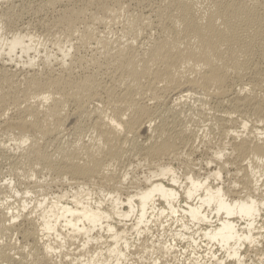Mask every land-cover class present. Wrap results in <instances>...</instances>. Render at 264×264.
<instances>
[{"label":"bare ground","instance_id":"6f19581e","mask_svg":"<svg viewBox=\"0 0 264 264\" xmlns=\"http://www.w3.org/2000/svg\"><path fill=\"white\" fill-rule=\"evenodd\" d=\"M0 6V264H264V0Z\"/></svg>","mask_w":264,"mask_h":264},{"label":"rangeland","instance_id":"374dc122","mask_svg":"<svg viewBox=\"0 0 264 264\" xmlns=\"http://www.w3.org/2000/svg\"><path fill=\"white\" fill-rule=\"evenodd\" d=\"M0 8H1V6H0ZM33 14H31L30 15V13H28V14H24V16L22 17L23 19H21V22H19L18 24H21L22 26H24V27H27L28 25H30V26H33V25H35V23H36V21L38 20V17L37 16H35L34 17V15L32 16ZM35 18V19H34ZM36 20V21H35ZM30 23H29V22ZM27 22V23H26ZM34 24H33V23ZM25 24H27V25H25ZM115 29V30H114ZM119 29H120V26H119V24L118 25H116V26H114L113 27V29L111 28L110 29V32H112V34H110V36H115L117 33H118V31H119ZM34 32L36 31V32H38L37 30H35V29H32ZM117 30V31H116ZM113 31H114V33H113ZM35 32V33H36ZM46 47H48V46H46ZM50 48V47H49ZM49 48H46V50H48ZM88 50H90V49H88ZM88 52V51H87ZM85 54H87L86 53V51L84 52ZM89 53V52H88ZM36 64H37V61H36ZM19 66V65H18ZM37 67V68H36ZM19 68V67H18ZM35 69H40V67H38V66H35ZM188 112V111H187ZM186 112V116H187V114L189 113H187ZM190 114V113H189ZM188 114V115H189ZM185 121V120H184ZM186 123V122H185ZM191 123V124H190ZM188 126H190V127H192V125H193V122L191 121V122H187L186 123ZM196 129V128H195ZM197 130V129H196ZM200 131H202V130H200ZM200 131H198V133L200 134L201 132ZM71 131L70 130H68V131H65L63 134H62V137H63V139L65 140V138H66V140H71L72 138H71V134H70V137H68L69 136V133H70ZM65 134V135H64ZM67 135V136H66ZM62 137H61V139H62ZM83 138H85L84 140H86V136L85 137H83ZM83 140V139H82ZM83 140V141H84ZM201 143V142H200ZM202 144V143H201ZM199 146H203V145H200L199 144ZM198 146V147H199ZM201 149V148H200ZM199 149V150H200ZM199 150H198V153H199ZM197 153V154H198ZM8 154V155H7ZM9 154H12V152H10V153H5V155L3 154V156H2V153H0V185L1 184H3V183H6L7 181H9V180H11L12 182H13V186H17V187H15V188H17V191H21V192H19V195H21V193L24 191V189L23 188H25V185H19V184H16L15 185V183H18L19 182V180L18 179H25V180H27L25 177H24V175L22 174V177L20 178V176H21V170L20 171H18L17 170V172H19V175H17L16 176V174H15V176L13 175V173H11V169H12V167H13V163H14V160H18L19 162L22 160L23 161V159H18L17 157V159L15 158V156H13V155H9ZM7 155V157H4V156H6ZM199 156H200V158H199V156L197 157V158H199V159H201L202 158V160H203V162H202V165H201V167L202 168H204V162L207 160L206 158L204 159V153L202 154V153H199L198 154ZM4 157V158H3ZM12 157V158H11ZM136 157V156H135ZM9 158H10V160H9ZM5 159V160H4ZM12 159H14V160H12ZM136 159H137V157H136ZM136 159H135V163H133L132 165H134V166H131V168H130V170L132 169L133 171H132V173H136L135 175H138V176H142V175H145V174H148L147 172H148V169L146 168V166H145V164L143 163V161H139L138 159H137V161H138V163L140 162L141 164H139L137 167H135L136 165H137V162H136ZM22 161L20 162V163H22ZM6 163V164H5ZM23 166L26 164L24 161H23ZM142 164H144V165H142ZM10 165V166H9ZM213 165V164H212ZM5 166H8V167H5ZM19 166H21V164H19ZM145 166V167H144ZM5 170H4V169ZM136 168V169H135ZM2 169V170H1ZM141 169V170H140ZM4 170V171H3ZM7 170V171H6ZM10 170V171H9ZM147 170V171H146ZM143 171V172H142ZM7 172V173H6ZM14 172V171H13ZM16 172V171H15ZM40 174H43V175H40ZM40 176L43 178V180H46L47 182H46V184H49V190H51V191H53L54 193H58L59 192V190L61 189L62 190V188L64 187V189L67 187V186H61V185H58L59 183H57V184H53V182H51V178L49 177V175L48 174H46L44 171H42V173H41V171H40ZM133 174V175H134ZM11 175V176H10ZM46 176V177H45ZM48 176V177H47ZM11 177V178H10ZM24 177V178H23ZM131 177H132V174H131ZM223 179L225 180L226 179V177H225V173H223ZM17 181V182H16ZM51 182V183H50ZM53 184V185H52ZM23 186V187H22ZM55 187V188H54ZM57 188V189H56ZM60 190V191H61ZM9 195V194H8ZM11 202L13 201V199H11L10 200ZM19 222V221H18ZM14 234H16V233H14ZM14 234H12V237H11V239H9V240H11L10 242L12 243L13 241H14V243H15V246H17L18 245V247L17 248H24V247H26V246H24V244H23V242H22V238L18 235H14ZM1 236V235H0ZM14 237V238H13ZM2 239H3V237L1 236L0 237V242L2 241ZM21 239V240H20ZM6 241H8V240H6ZM3 242V241H2ZM13 244V243H12ZM23 244V245H22ZM21 245V246H20ZM74 248V247H73ZM72 248V249H73ZM22 249H20V250H22ZM183 258H184V256H183ZM183 262H184V264H187L188 263V261H186L185 259H183ZM183 262L182 263H180V264H183ZM250 262V260L248 261V263Z\"/></svg>","mask_w":264,"mask_h":264}]
</instances>
